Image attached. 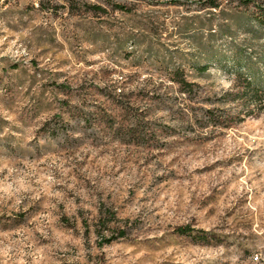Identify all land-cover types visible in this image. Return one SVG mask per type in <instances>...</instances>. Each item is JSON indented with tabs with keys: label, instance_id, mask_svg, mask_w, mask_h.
I'll return each instance as SVG.
<instances>
[{
	"label": "rangeland",
	"instance_id": "rangeland-1",
	"mask_svg": "<svg viewBox=\"0 0 264 264\" xmlns=\"http://www.w3.org/2000/svg\"><path fill=\"white\" fill-rule=\"evenodd\" d=\"M237 75L264 92L237 0H0V264H264Z\"/></svg>",
	"mask_w": 264,
	"mask_h": 264
},
{
	"label": "trees",
	"instance_id": "trees-1",
	"mask_svg": "<svg viewBox=\"0 0 264 264\" xmlns=\"http://www.w3.org/2000/svg\"><path fill=\"white\" fill-rule=\"evenodd\" d=\"M238 5L241 6L246 11V14L249 16L251 21L254 23L256 28L260 32V36L262 37L264 41V0H237ZM217 7V4H215L213 1L209 3V8L215 9ZM116 9L122 10L123 8L120 6H117ZM179 76V75H178ZM177 76V77H178ZM238 84L241 86L240 90H236L235 93L229 94L231 96V101H234V97L237 96H243L247 99V104L253 105L254 109L247 110V113L253 112V110H257V104L259 107L263 103L264 99V92L261 89H257L253 86L251 79L242 78L241 76L237 75L236 78ZM175 83L179 87V91L184 94L187 93L188 89L190 88V84L185 82L182 78H175ZM242 99V98H241ZM211 116H208V119H210ZM185 228L178 229L180 233L183 232ZM119 237L122 236V232H118L117 234Z\"/></svg>",
	"mask_w": 264,
	"mask_h": 264
}]
</instances>
